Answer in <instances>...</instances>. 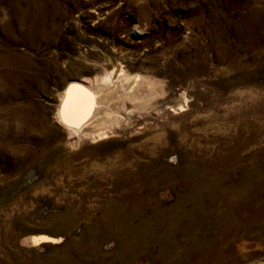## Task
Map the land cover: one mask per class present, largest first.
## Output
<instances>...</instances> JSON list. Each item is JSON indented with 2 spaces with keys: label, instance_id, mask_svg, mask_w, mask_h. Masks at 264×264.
Segmentation results:
<instances>
[{
  "label": "rangeland",
  "instance_id": "rangeland-1",
  "mask_svg": "<svg viewBox=\"0 0 264 264\" xmlns=\"http://www.w3.org/2000/svg\"><path fill=\"white\" fill-rule=\"evenodd\" d=\"M242 118L264 151V0H0V264L78 255L129 160L175 200L185 161L235 146Z\"/></svg>",
  "mask_w": 264,
  "mask_h": 264
},
{
  "label": "bare ground",
  "instance_id": "bare-ground-1",
  "mask_svg": "<svg viewBox=\"0 0 264 264\" xmlns=\"http://www.w3.org/2000/svg\"><path fill=\"white\" fill-rule=\"evenodd\" d=\"M242 119L235 124V146L226 145L224 142L229 139L225 136L217 142L216 150H204L207 159L185 161L178 171L184 190L173 201L150 196L159 187L150 180L154 178L159 183L163 174L147 164L136 165L129 160L111 184L101 220L108 227L96 224L97 229L85 231L84 242L78 244L79 254L64 257L61 264H142L143 259L148 264H231L237 254L242 261L253 257V264H264V259L257 261L264 258V247L255 242L259 240L264 245V167L260 164L264 151L258 146L260 128ZM247 146L252 149L251 155L242 158L240 153ZM134 167L138 170L134 171ZM124 187L126 192L120 193ZM135 191L139 192L138 197L131 199L130 194ZM116 200L130 205L117 209ZM3 225L2 240L8 243L11 239L13 243L17 233L7 237L13 225ZM72 227L71 224L70 230ZM32 230L55 229L37 225ZM247 238L252 242L246 244ZM110 239L118 246L106 254L101 246ZM34 260L35 264L44 263L40 256Z\"/></svg>",
  "mask_w": 264,
  "mask_h": 264
}]
</instances>
